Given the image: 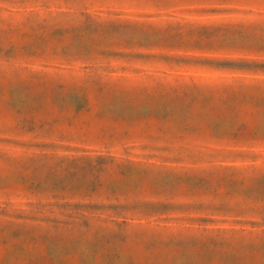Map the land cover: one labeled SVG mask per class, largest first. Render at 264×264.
Wrapping results in <instances>:
<instances>
[{
  "label": "rangeland",
  "instance_id": "1",
  "mask_svg": "<svg viewBox=\"0 0 264 264\" xmlns=\"http://www.w3.org/2000/svg\"><path fill=\"white\" fill-rule=\"evenodd\" d=\"M0 264H264V0H0Z\"/></svg>",
  "mask_w": 264,
  "mask_h": 264
}]
</instances>
